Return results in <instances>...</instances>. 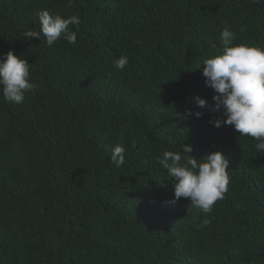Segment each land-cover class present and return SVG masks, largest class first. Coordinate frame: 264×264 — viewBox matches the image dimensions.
Segmentation results:
<instances>
[{
	"label": "trees",
	"instance_id": "1",
	"mask_svg": "<svg viewBox=\"0 0 264 264\" xmlns=\"http://www.w3.org/2000/svg\"><path fill=\"white\" fill-rule=\"evenodd\" d=\"M67 3L0 0V58L27 60L39 85L21 104L0 94V264H264V150L209 123L226 117L202 74L225 25L233 44L264 48V0ZM42 9L79 16L76 44L25 36L40 31ZM183 146L229 161L227 191L208 213L173 202L158 163L164 151L183 162Z\"/></svg>",
	"mask_w": 264,
	"mask_h": 264
},
{
	"label": "clouds",
	"instance_id": "2",
	"mask_svg": "<svg viewBox=\"0 0 264 264\" xmlns=\"http://www.w3.org/2000/svg\"><path fill=\"white\" fill-rule=\"evenodd\" d=\"M73 0H68L71 7ZM40 31L29 30L28 38L41 39L48 47L63 38L70 44H76L77 32L71 31L69 25H79L78 15L62 17L59 13H50L42 9L37 13ZM221 47L215 54L203 59V76L206 85L214 90L215 110H222L226 119L210 120L215 127L234 126L240 136H249L258 141L256 147L264 150V48L250 44H233L234 33L225 25L220 33ZM129 58L120 56L114 61V67L123 71ZM38 84L30 81L29 63L9 51L0 58V94L5 101L21 104L25 92L34 91ZM199 108L206 106V100L195 97ZM188 115L200 118L202 113L189 111ZM187 157L179 152L164 151L158 157V163L167 171L173 181L174 200H190V206L204 213L212 210L218 199H222L230 181L229 161L219 151L211 152L206 157L197 159L188 155L191 146H183ZM110 160L120 167L125 163V147L117 143L110 147ZM207 223V221H205Z\"/></svg>",
	"mask_w": 264,
	"mask_h": 264
}]
</instances>
